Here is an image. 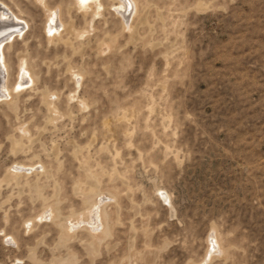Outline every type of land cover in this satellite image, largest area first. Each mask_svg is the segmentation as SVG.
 I'll use <instances>...</instances> for the list:
<instances>
[{"label": "rangeland", "instance_id": "1", "mask_svg": "<svg viewBox=\"0 0 264 264\" xmlns=\"http://www.w3.org/2000/svg\"><path fill=\"white\" fill-rule=\"evenodd\" d=\"M95 1L0 0V264H264V0Z\"/></svg>", "mask_w": 264, "mask_h": 264}, {"label": "bare ground", "instance_id": "2", "mask_svg": "<svg viewBox=\"0 0 264 264\" xmlns=\"http://www.w3.org/2000/svg\"><path fill=\"white\" fill-rule=\"evenodd\" d=\"M76 1H77L78 5L81 8L82 7H84V8L87 7L89 5L88 2L90 3V1L97 3V1H95V0L94 1L86 0L85 3H81V0H76ZM122 2H123L122 5H121L122 7H125L126 4H128L127 0H122ZM0 4H2V3L0 2ZM99 6H100V4H99ZM118 7H120V5H118ZM126 11H127V14H128V10H126ZM56 14L57 13H55L54 11L53 12H49V14H48V23H47L48 24L47 25L48 31H51V32H55L56 31V28H57L56 21L58 20ZM127 14H125L124 18H122V19H124V21L127 18L126 17ZM128 19H127V21H128ZM21 22H23V21H20V18H18L17 16L12 15L9 11L5 10L3 6H0V98H3L5 96H9V91H8L9 89L6 86L7 65H6V62H5V59H4L3 44H4L5 40H7L9 37H11V35L14 32V30H16V31L20 30V26L19 25H20ZM32 80H33V78L29 74L27 68L22 67L20 69V71H19V76H18V79L16 81L15 86L22 87L28 81H32ZM25 168H26L25 166L16 164V170L17 169H19V170L20 169H25ZM29 168H31V166H29ZM27 169H25V170H27ZM95 204H96V202H95ZM98 210L99 209L93 211L92 217L90 216V218H91L90 220L87 219L88 220L87 221L85 219H82V221L88 222V225H89L90 229L92 230V232L93 231H97V229H99L97 226H99V224H100V216L101 215H100ZM98 213H99V215H98ZM70 224H71V226H75L76 225L75 221L70 223ZM66 230L69 231L70 228L66 227ZM94 234H95V232H94ZM210 235H211V239H210L211 247H210L209 250H207L206 258H205V260H203V262H205L207 260V258L208 259L210 258L211 253L214 252L215 249H217V248L219 249V247H220L216 235L215 234H210Z\"/></svg>", "mask_w": 264, "mask_h": 264}, {"label": "snow or ice", "instance_id": "3", "mask_svg": "<svg viewBox=\"0 0 264 264\" xmlns=\"http://www.w3.org/2000/svg\"><path fill=\"white\" fill-rule=\"evenodd\" d=\"M86 0H81V3H85ZM165 203H167V201H165ZM8 242L11 243V238H8ZM18 264H20V262H18Z\"/></svg>", "mask_w": 264, "mask_h": 264}]
</instances>
